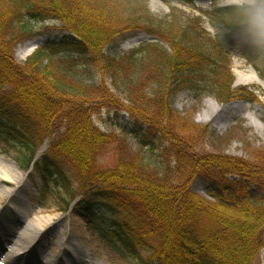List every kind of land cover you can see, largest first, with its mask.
<instances>
[{"label":"trees","instance_id":"obj_1","mask_svg":"<svg viewBox=\"0 0 264 264\" xmlns=\"http://www.w3.org/2000/svg\"><path fill=\"white\" fill-rule=\"evenodd\" d=\"M162 1L171 13L159 19L146 0H0V140L16 151L21 168L33 163L41 192L65 210L76 194L75 179L85 190L88 225L127 263L264 264V152L254 160L202 156L188 136L197 126L184 125L173 108L186 90L227 102L243 88L232 87L224 53L199 45L191 23H181L170 4L175 0ZM201 11L226 34L241 30L251 40L247 5ZM47 19L60 24V40L37 45L17 62L16 43L30 34L32 21ZM141 31L166 41L171 52L157 42L105 51L119 35ZM254 46L242 54L264 76V48ZM84 79L93 82L82 86ZM102 110L126 116L121 128L135 139L132 155L114 132L92 124ZM47 139V151L34 160ZM111 146L114 163L97 164ZM146 149L156 152L155 160L144 156ZM201 166L223 176L205 195L192 189V175L186 178Z\"/></svg>","mask_w":264,"mask_h":264},{"label":"rangeland","instance_id":"obj_2","mask_svg":"<svg viewBox=\"0 0 264 264\" xmlns=\"http://www.w3.org/2000/svg\"><path fill=\"white\" fill-rule=\"evenodd\" d=\"M248 2L249 0H242V2H238V0H192V3H188L175 0V2L172 1L170 3L175 8L173 12L182 15L181 23H191L197 34H199L197 37L199 45L203 44L204 48L215 53H219V51H221L219 54L224 53L223 55L227 58L228 68L233 76L232 87L234 89L243 88L238 92L236 98L227 102H220L213 94L196 91L186 90L175 96L173 108L184 118V125L191 122L194 126H197L188 136L192 138L191 147L194 152L202 156L220 153L236 158L254 160L256 156H261L264 152V85L247 81L237 82L238 77H250L251 70L264 81V76H261L242 54L246 51L254 52L255 46L241 30L226 34L224 29L213 26L210 18L201 11H209L215 6L247 5ZM146 4L150 13L156 18L162 19L171 13L170 5H167L162 0H146ZM122 23H127L125 16H122ZM31 25L30 34L18 41L14 47V58L17 62H23L36 45L49 41V39L54 41L58 39V25L60 24L55 20L32 21ZM145 41L157 42L167 52H171L166 41L152 39L142 31L119 35L118 38L107 45L105 51L111 54H119L136 48L141 42ZM26 43H30V49L24 48ZM91 74L95 80L98 79L95 71L91 72ZM82 82V86H87L92 84L93 80L84 79ZM106 83L110 84L111 89L113 88L112 90L119 98L127 101L126 93L120 87L118 88L114 85L110 78L106 80ZM78 95L81 96L80 94ZM126 121L127 118L122 112L115 115L114 113L108 114L106 110H102L92 116V124L95 127L100 130L114 132L118 140L116 142L120 141L121 146L128 148V155H132L136 150L135 139L127 132L128 127L125 129L127 126ZM122 126L125 127L121 128ZM204 127H207L208 131H212L213 135H210ZM48 147L49 141L47 139L38 148L35 157H38L42 152H46ZM155 155L156 152L150 153L147 149L144 152V156L151 157L152 160L156 159ZM17 156L18 154L14 149L9 148L0 140V169L5 173L9 171L13 174L19 173L21 175V179L17 180V183L21 184V186L15 187L13 184H6L2 185V190L0 191L5 192L0 194L1 204L6 206L9 212H14L9 213L7 216L3 215L4 213L0 214V222L6 224L5 220L9 221V225L6 224L9 226L6 232L9 233V237L12 236L13 238L17 230L29 218L33 216L34 218L41 217L46 221L52 222V228L56 229L54 231L56 236L70 240V242L71 240L73 241V235L69 228L74 229L73 232L75 233L74 227L79 226V234L76 235L79 239V249L82 252H86L85 255H88V257L90 255L93 258L102 259L108 264L135 263H127L121 260L104 242L99 233L88 226L84 216L85 212L81 205L82 192L85 190L81 188L75 179H73L71 184L76 194L73 201L70 202V207L65 210L64 206L58 205L56 199L49 193L40 192L38 173L34 169L29 173L19 169L18 163L14 160ZM114 158V146H111L96 158V163L109 167L114 163ZM172 165L173 162L169 164L170 168H172ZM190 175H192L191 178L193 179L192 189L202 195H205V188L208 184L212 182L221 183V178H223L213 167L209 166H201L199 169L194 170L193 173H189L186 178L190 177ZM51 235L48 234V237L45 238V242L48 245L51 242ZM38 238L39 236H37ZM80 240L82 241L80 242ZM68 245L65 244V248H69ZM52 248L53 246L48 249V253L53 254ZM7 249H9L8 242L1 241L0 259L7 252ZM73 250L67 251L73 253ZM142 255L149 257V254L144 251ZM69 259L70 261L67 263L61 260L47 263L40 260L31 262L30 260L22 259L21 264H73V257ZM78 262H80V259H78Z\"/></svg>","mask_w":264,"mask_h":264},{"label":"bare ground","instance_id":"obj_3","mask_svg":"<svg viewBox=\"0 0 264 264\" xmlns=\"http://www.w3.org/2000/svg\"><path fill=\"white\" fill-rule=\"evenodd\" d=\"M24 48L30 49V43H26ZM251 70V69H250ZM247 79V80H246ZM244 81H247L249 83H258L261 85H264V81L258 77L252 70L251 75L248 78H237L238 83H242ZM7 167H10L6 165ZM4 170V169H3ZM21 175L18 173H11L8 171V173L3 172L0 169V191L2 190L1 187L5 183H10L15 186H21V184L17 183V180L21 179ZM20 177V178H19ZM5 193V192H0ZM1 199V195H0ZM4 213V214H3ZM9 213H14L13 211L9 212L7 210L6 206H3L0 202V214L8 215ZM42 221V222H41ZM9 221L5 220V223L8 224ZM3 224L0 222V242H8L7 252L3 255V257L0 259V264H21L22 259L29 258L31 262L33 261H45L47 263H53L57 262L59 260L64 261L65 263L69 262L71 257H73V264H108L106 261L99 259V258H93L92 256L85 255L86 252H82L79 248L80 245L78 243V237L76 235L79 234V226H75V233L73 232L74 229L71 227L69 228L70 231H72V239L71 240H65L64 238H60L58 235L56 236L55 230L52 227V222L46 221L39 218L31 217L27 222H25L16 232L15 235L9 237V233L7 232L8 225ZM64 228V227H63ZM48 234H52L51 236V242L46 243L45 238L48 237ZM55 234V235H54ZM75 234V235H74ZM71 235V236H72ZM37 236L39 238L37 239ZM81 238V236H80ZM37 241V243H36ZM82 240H80L81 242ZM36 243V244H35ZM65 244H69V248H65ZM53 246V254L48 253V249ZM57 248H56V247ZM73 250V253H69L67 250ZM32 258V259H31ZM78 259H80V262H78ZM77 261V262H76Z\"/></svg>","mask_w":264,"mask_h":264},{"label":"clouds","instance_id":"obj_4","mask_svg":"<svg viewBox=\"0 0 264 264\" xmlns=\"http://www.w3.org/2000/svg\"><path fill=\"white\" fill-rule=\"evenodd\" d=\"M242 2V0H238ZM249 35L254 45L264 48V0H249L247 4Z\"/></svg>","mask_w":264,"mask_h":264}]
</instances>
